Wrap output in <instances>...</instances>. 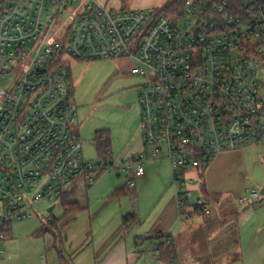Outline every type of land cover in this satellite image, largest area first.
Wrapping results in <instances>:
<instances>
[{"label":"built area","instance_id":"1","mask_svg":"<svg viewBox=\"0 0 264 264\" xmlns=\"http://www.w3.org/2000/svg\"><path fill=\"white\" fill-rule=\"evenodd\" d=\"M117 57L145 79V151L118 166L85 157L69 63ZM263 142L264 0H187L173 16L99 0H0V262L13 223L44 202L54 204L52 221L79 179L125 172L134 189L146 164L165 154L184 207L188 173L201 161ZM194 211L211 214L202 198Z\"/></svg>","mask_w":264,"mask_h":264},{"label":"crops","instance_id":"2","mask_svg":"<svg viewBox=\"0 0 264 264\" xmlns=\"http://www.w3.org/2000/svg\"><path fill=\"white\" fill-rule=\"evenodd\" d=\"M99 1L104 4L109 0ZM168 3V0H131L129 7L151 10ZM121 59L128 61L132 68L136 66L132 60ZM135 106L139 120L141 108L138 103ZM125 108H122L123 113ZM76 129L79 133V126ZM104 132L111 137L112 146V130ZM128 139L130 157L145 151L141 126L134 134L129 132ZM188 175L193 179V171ZM197 175L199 178L198 172ZM80 181L71 191L72 196ZM84 181L87 186L88 181ZM201 184L199 178L198 192L200 198L209 202V216L195 212L189 202L184 207L179 206L171 165L164 156L149 161L146 176L137 181L136 188L119 184L104 205L91 215V230L83 241L78 240L80 237L78 241L64 237L62 229L66 230L82 211L90 209V203L87 207L79 204L83 210L72 223L64 226L61 222V233L54 237L52 249L56 255L53 260L32 252L21 254L12 228L11 242L6 247L8 256L0 264H171L155 249L164 242L176 252L175 264H264V142L242 151L216 155L205 170L204 194ZM121 187L125 188L124 193L115 197ZM159 187L162 194L157 195ZM108 188L107 192L111 186ZM252 190L258 191L260 196L252 199ZM128 194L136 196V202L128 204L125 201ZM243 198L247 199L246 204L240 203ZM117 202L121 210L116 220H102ZM130 214H135L138 221L125 229L124 219ZM163 235L168 238L159 239Z\"/></svg>","mask_w":264,"mask_h":264},{"label":"rangeland","instance_id":"3","mask_svg":"<svg viewBox=\"0 0 264 264\" xmlns=\"http://www.w3.org/2000/svg\"><path fill=\"white\" fill-rule=\"evenodd\" d=\"M168 1L172 2L173 0ZM104 4L109 7H118L120 5L117 0H109ZM162 7L158 6L155 9L147 10L155 14ZM75 9H77V6ZM68 19L69 17L66 16L62 21H67ZM69 63L74 85V100L79 114L77 126H79L85 157L94 162L99 160V153L94 141L96 134L101 130L108 131L111 129L112 158L110 161H113L118 166L130 157L128 151L131 149V144L129 143L128 133L134 134L137 128L141 126L142 120L141 117L139 120L137 119L135 104L138 103L140 105L137 94H139L141 87L145 84V79L133 75V68L130 63L118 57L89 63L70 60ZM13 81L14 79L9 77L1 83L2 88L8 90ZM124 107L126 108L123 113L122 108ZM162 156H165V154ZM193 174L192 185L186 186L187 201L191 205L196 204V201L200 198L197 188L199 178L196 171H193ZM98 181V184L95 181L87 182L91 186L87 187L88 185L86 186L84 179H81L75 195L69 198V202L76 201L82 207H87L88 203H90V209L82 211L77 216L76 221L69 225L66 230L62 229L64 237L69 236L70 239L83 241V238L87 237L91 230V217L104 205L111 196L112 191L119 184H126L127 174L125 172L107 171L100 176ZM108 186H111V188L107 192ZM160 187L156 191L157 195L162 194V188ZM125 201L128 204L134 203L136 202V196L128 194ZM147 201L150 205L149 200ZM119 202L109 209L102 220H116L121 210ZM53 205L51 202H44L35 208L34 215L31 218L13 223V238L17 241L16 246L21 254L25 255L27 252L36 253L37 255L42 254L49 261L55 257V250L52 249L54 236L48 232L41 233L42 227L47 224L45 219L48 217L47 210ZM55 205L53 217L59 220L63 217L65 209L62 201L57 202ZM67 220H64L62 224ZM60 227H62L61 223ZM9 242H11V238L6 239L3 246L6 248Z\"/></svg>","mask_w":264,"mask_h":264},{"label":"trees","instance_id":"4","mask_svg":"<svg viewBox=\"0 0 264 264\" xmlns=\"http://www.w3.org/2000/svg\"><path fill=\"white\" fill-rule=\"evenodd\" d=\"M117 1L122 7H129V4L131 2V0H117ZM186 1L187 0H173L172 2H169L166 6H164L160 10V14L173 16V13L176 11L181 13L184 9V5ZM94 141H95V145L97 147L98 153H99V157H100L99 159H104L106 161L111 160L112 158L111 137L106 132L101 131V132H97ZM210 161L211 160L207 162L201 161L197 169L200 181L202 183L201 189H202L203 194L205 191V170L208 167ZM102 174L103 173L98 174L96 178L94 179V181H96ZM124 186L128 188L126 184ZM124 191H125V188L123 187L118 188L115 193V197H120L122 193H124ZM71 196H72L71 192L67 193L66 195L63 196L61 200L63 203L64 209H65V213L63 217L60 218L59 220L54 218L52 221L47 222V224L42 227L41 233L48 232V233H51L55 238H57L59 234L61 233L60 223L67 219L68 220L65 221L64 226L72 223L75 219V216L83 210V208L79 205V203L68 201ZM205 202L209 206L208 204L209 202H207V200H205ZM137 221L138 220L135 214H130L126 216L124 219L125 229H129L131 226L135 225ZM160 238H168V236L167 235L159 236V239ZM159 251H161L162 258L165 259L166 261L172 260L173 258L176 259V256H175L176 252L171 246H168L167 243L165 242L159 245Z\"/></svg>","mask_w":264,"mask_h":264},{"label":"water","instance_id":"5","mask_svg":"<svg viewBox=\"0 0 264 264\" xmlns=\"http://www.w3.org/2000/svg\"><path fill=\"white\" fill-rule=\"evenodd\" d=\"M264 194V192H262Z\"/></svg>","mask_w":264,"mask_h":264}]
</instances>
